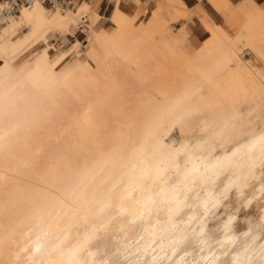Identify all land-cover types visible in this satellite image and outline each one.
<instances>
[{
  "label": "bare ground",
  "instance_id": "obj_1",
  "mask_svg": "<svg viewBox=\"0 0 264 264\" xmlns=\"http://www.w3.org/2000/svg\"><path fill=\"white\" fill-rule=\"evenodd\" d=\"M111 1H0V264H264V6ZM188 156L229 162L177 213Z\"/></svg>",
  "mask_w": 264,
  "mask_h": 264
},
{
  "label": "snow or ice",
  "instance_id": "obj_2",
  "mask_svg": "<svg viewBox=\"0 0 264 264\" xmlns=\"http://www.w3.org/2000/svg\"><path fill=\"white\" fill-rule=\"evenodd\" d=\"M259 145V152H260V161L261 164L264 165V132H261L259 136L253 139L247 147L249 151H252ZM179 151V150H178ZM235 155V153H233ZM228 158L226 157L224 161H217L215 164H202L199 162V158H193L192 156H188L187 159L181 163H176L173 166V174L176 177L175 180L172 181L171 186V196L170 199L175 202V208L172 211L180 212L184 206H186L187 195L183 198L176 195V193L184 192L185 194L193 192L194 186L196 184L197 179L201 181V183L205 182L208 177V173H212L213 177L218 176L220 173L217 171L218 168L222 171L223 166H227ZM190 165V166H189ZM142 171V178L148 179L152 178V171L151 169L145 167ZM164 169L159 168L158 166L155 168V179H160L163 185H167L171 177L163 178L162 173ZM228 186L225 187L224 191L228 190ZM136 190V178H130L128 187L125 189V194L130 197L131 193ZM159 195L164 198L167 196L165 189L161 187ZM199 194L197 193V199H199ZM212 198V192L209 190L207 196L203 199L202 203L207 210L208 201ZM151 197H149V201ZM196 215L193 213L189 216V221L195 219Z\"/></svg>",
  "mask_w": 264,
  "mask_h": 264
},
{
  "label": "crops",
  "instance_id": "obj_3",
  "mask_svg": "<svg viewBox=\"0 0 264 264\" xmlns=\"http://www.w3.org/2000/svg\"><path fill=\"white\" fill-rule=\"evenodd\" d=\"M66 1V5L67 6H69V7H71V5H72V3H71V0H65ZM96 0H87V2L89 3V4H93L94 2H95ZM132 1H134V0H122V2L124 3V4H131L132 3ZM142 2H146V1H148V0H141ZM182 2H185V3H187L188 5H189V7H191V8H195L196 6H197V4H198V1L197 0H194L193 2L191 1V0H181ZM258 3L260 4V5H262V6H264V0H258ZM113 7H114V2H112L111 0H100V3H99V6H98V13L102 16H104V17H107L106 16V13L108 14L109 13V16L111 15V13H112V10H113ZM210 12L211 13H213L214 11L212 10V9H210ZM215 14V13H214ZM108 16V17H109ZM81 29H79L77 32H76V35L78 36V37H80V38H82V40H86V35L82 32V31H80ZM193 37H195L197 40H199V38H198V36L197 35H192ZM72 39H74V40H72ZM77 38L76 37H69V38H67L66 40H64L63 42H62V45H63V47H68L69 45H71V44H73L74 43V41L76 40ZM70 41V40H72L73 42H71V43H67V41Z\"/></svg>",
  "mask_w": 264,
  "mask_h": 264
},
{
  "label": "built area",
  "instance_id": "obj_4",
  "mask_svg": "<svg viewBox=\"0 0 264 264\" xmlns=\"http://www.w3.org/2000/svg\"><path fill=\"white\" fill-rule=\"evenodd\" d=\"M0 1L7 6L6 9L4 10L5 15L19 14L21 12V9L25 7H31L35 1H39L51 8H56L57 6L65 8V4L61 0H0ZM1 16L2 14L0 13V17Z\"/></svg>",
  "mask_w": 264,
  "mask_h": 264
},
{
  "label": "rangeland",
  "instance_id": "obj_5",
  "mask_svg": "<svg viewBox=\"0 0 264 264\" xmlns=\"http://www.w3.org/2000/svg\"><path fill=\"white\" fill-rule=\"evenodd\" d=\"M61 1H63V3L65 4V7H69V6L66 5V1L65 0H61ZM79 1H81V0H71V3H72L71 7H73L74 4H76ZM191 1L193 2L194 0H191ZM212 14L215 15L214 13H212ZM106 16L108 17L109 13L108 14L106 13ZM215 17H217L216 19L218 21H220V19H219V17L217 15H215ZM105 26L106 27H111L112 23L109 20H106L105 21ZM82 30H84V28H81L80 31H82ZM72 40H74V39H72ZM72 40H70V41L68 40L67 43L69 44V43L73 42ZM82 42H83L82 44L85 45L87 41L84 39V40H82ZM80 50H84L83 47H81ZM245 53L247 54V58L250 59L251 55L248 53V51H246ZM256 210H257V208L254 207L253 205H251L247 210H245L244 207L241 206L239 211H238L237 224L238 225H242L243 223H245L246 219H248L247 217L252 216V213L255 212Z\"/></svg>",
  "mask_w": 264,
  "mask_h": 264
}]
</instances>
